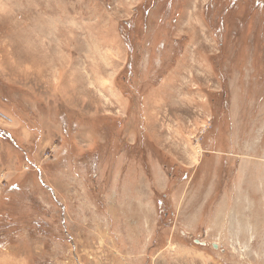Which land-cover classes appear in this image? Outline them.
I'll return each mask as SVG.
<instances>
[{"label": "rangeland", "instance_id": "374dc122", "mask_svg": "<svg viewBox=\"0 0 264 264\" xmlns=\"http://www.w3.org/2000/svg\"><path fill=\"white\" fill-rule=\"evenodd\" d=\"M255 1L0 0V264H264Z\"/></svg>", "mask_w": 264, "mask_h": 264}, {"label": "trees", "instance_id": "16d2710c", "mask_svg": "<svg viewBox=\"0 0 264 264\" xmlns=\"http://www.w3.org/2000/svg\"><path fill=\"white\" fill-rule=\"evenodd\" d=\"M158 0H150V2L152 3V4H154L155 2H157ZM211 3H209L208 4V6L210 5ZM255 4H256V6H259L260 4H261V0H256L255 1ZM142 7H143V4H142ZM143 11L144 12H146V9H143ZM147 20V19H146ZM130 24H132V21L129 19V18H127V19H123V21L120 23V25H119V31L122 33V34H124L125 35V32H124V30H125V28H127ZM145 25H146V21H145V23H144ZM123 28V29H122ZM131 39H129V38H126L125 37V41H126V44L128 45V48H132L133 49V47H134V45H133V40H132V37H130ZM91 154H92V152H91Z\"/></svg>", "mask_w": 264, "mask_h": 264}]
</instances>
